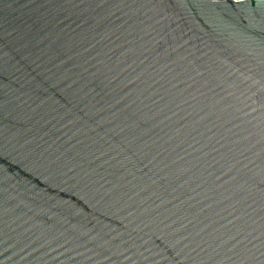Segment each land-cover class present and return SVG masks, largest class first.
<instances>
[{
	"label": "water",
	"instance_id": "obj_1",
	"mask_svg": "<svg viewBox=\"0 0 264 264\" xmlns=\"http://www.w3.org/2000/svg\"><path fill=\"white\" fill-rule=\"evenodd\" d=\"M0 264H264V0H0Z\"/></svg>",
	"mask_w": 264,
	"mask_h": 264
},
{
	"label": "built area",
	"instance_id": "obj_2",
	"mask_svg": "<svg viewBox=\"0 0 264 264\" xmlns=\"http://www.w3.org/2000/svg\"><path fill=\"white\" fill-rule=\"evenodd\" d=\"M236 1H241V0H236Z\"/></svg>",
	"mask_w": 264,
	"mask_h": 264
}]
</instances>
